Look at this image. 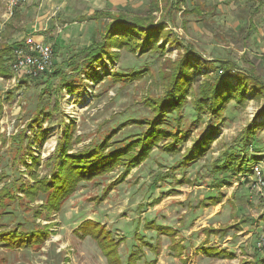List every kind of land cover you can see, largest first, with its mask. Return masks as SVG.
Masks as SVG:
<instances>
[{
    "label": "rangeland",
    "instance_id": "rangeland-1",
    "mask_svg": "<svg viewBox=\"0 0 264 264\" xmlns=\"http://www.w3.org/2000/svg\"><path fill=\"white\" fill-rule=\"evenodd\" d=\"M151 2L153 1L20 0L12 3V0H0V33L5 29L7 21L13 19L16 31L11 35L10 42L23 43L28 38L50 45L53 63L47 71L59 69L63 75L72 76L75 72L68 65L69 58L73 52L77 53L89 45L95 28L92 21L78 22L77 17L96 10L113 13L124 11L144 16L148 13ZM160 6H163V2H160ZM194 6L198 12H191ZM168 10L169 15L163 10L154 12L153 16L156 21L165 16L164 22L168 29L183 46L193 47L196 57L201 61L230 60L243 69L252 68L264 80V0H185L180 4L179 10L174 7ZM14 12L19 14V20L13 18ZM23 36L25 39L21 40ZM178 53L179 50L170 44L166 45L165 54L160 59L147 55L136 57L121 51L113 64L106 62L105 65H96L99 75L106 74L97 83L81 75L80 87L73 95H68L66 89L59 96L49 91L48 87L52 90L56 88L58 78L51 79L48 83H45L46 79L32 82L24 78L27 83L7 99L6 92L13 89L19 76H23H15V82L0 78V143L5 141V144L0 145V171L10 173L7 159L11 157L15 146L10 135L26 129L29 118L36 109L43 106L50 110L54 102L59 104L58 111L52 113V118L43 124V127L49 128L48 140L39 152L35 151L43 160L52 154L58 137L71 121H74L73 137L79 138V142L72 145L73 152L118 125L123 126L119 127V139L137 133V125H126L125 122L148 116L143 98L147 92L154 90L149 86L152 79L129 82L127 78H123L113 82L110 74L120 72L127 77L133 71L147 68L149 73L155 75L163 58L175 59ZM214 67L218 69L217 65ZM206 71L202 68L203 73ZM195 87L196 85L190 89L181 110L180 128L189 131L191 137L186 142V147H189L204 127L203 122L196 123L198 115L192 106L197 96ZM44 89L47 90L42 100H39ZM246 97L248 100L242 105H237L233 100L227 102L222 122H218V131L202 160L185 171L170 172L167 168L178 157L154 149L151 156L133 169L124 182L112 185L106 196L102 192L103 188L116 178V171L104 178L81 183L50 221H37L42 225H49L53 233L44 245L36 251L17 249L9 252L0 248V264H108L93 240L89 237L80 238L76 234L78 225L86 219L103 225L113 233L115 239L124 238V242L118 247L121 262L125 261L132 245L137 244L134 235L138 227V234L144 235L152 244L156 243L158 248L157 255L144 248V258L139 263L155 257V264L249 263L254 254L259 253L254 249L256 241L260 235H264V116L259 115V108L264 100L252 98L249 93ZM248 126L256 133L258 149L248 148L245 155L249 159H259V164L256 165L263 183L257 186L256 177L248 172L241 177L239 184L233 183L232 186L221 189L225 198L220 204L199 207L198 202L210 191L206 185L208 180L201 178L208 177L205 164L211 163L220 150L233 145ZM26 133H30L28 129ZM19 169L24 170L23 167ZM40 174H44V171ZM166 174L168 176L163 181L155 179ZM183 179L184 182L177 184V181ZM159 197H162L161 201L154 204ZM195 205L196 210H191L190 206ZM241 218L250 220L246 224H239V231L231 230L223 238L217 235L205 238V233L202 232L208 227L216 229L235 225ZM148 220L172 229L170 231L175 233L172 241L179 240L186 247L181 256L171 252V239L164 234L166 232L157 235L155 230L142 229L143 222ZM200 247H214L225 253L234 252L235 258H210L199 252Z\"/></svg>",
    "mask_w": 264,
    "mask_h": 264
},
{
    "label": "trees",
    "instance_id": "trees-1",
    "mask_svg": "<svg viewBox=\"0 0 264 264\" xmlns=\"http://www.w3.org/2000/svg\"><path fill=\"white\" fill-rule=\"evenodd\" d=\"M152 1L148 13L144 16L131 15L124 11L113 13L96 10L77 17L78 22L92 21L95 28L89 45L77 53L73 52L69 58L68 65L75 73L66 76L61 70L55 69L51 72L45 71L36 77L22 74L23 77H18L13 89L6 92L8 99L27 83L24 78L32 82L46 79L45 83L58 78L56 88L52 90L48 87L49 91L59 96L66 89L68 95H73L80 87L81 75L97 83L106 74L99 75L96 65H105L106 62L113 64L121 51L136 57L156 56L157 59L163 57L168 44L179 50L175 59L163 58L159 62L155 75L149 73L147 68L133 71L127 74V77L120 72L110 74L113 82L123 78H127L129 82L152 79L149 86L154 90L147 92L143 98V105L149 112L148 116L125 122L126 125H137V133L119 139L117 138L121 130L119 127L123 126L118 125L73 152L72 145L74 142H79V138L73 137L74 121H71L58 137L52 154L43 160L41 155L35 154V151L39 152L48 140L49 128L43 127V124L52 118V113L58 111L59 104L54 102L50 110L40 106L29 118L26 129L10 135L15 145L11 157L7 159L10 173L0 171V248L9 252L17 249L39 250L53 234L49 225H42L40 222L50 221L51 217L58 214L63 204L77 191L81 183L104 178L116 171L118 173L116 178L103 188L102 192L106 196L112 185L124 182L133 169L151 156L154 149L178 157L167 170L185 171L202 160L209 150L218 131L217 124L222 122L227 102L233 100L237 105H242L248 100L246 97L248 93L252 98L264 100V80L252 68L243 69L230 60L201 61L196 57L193 47L183 46L168 29L167 23L164 22L165 16L156 21L154 12L165 10L169 15L168 8L174 7L179 10L180 4L185 0ZM160 2H163L162 7ZM194 11L198 12L196 6L191 9V12ZM13 18L19 20V14L14 12ZM14 27V21L10 19L0 33V78L4 81H10L12 78L14 51L23 45L20 42H10L11 35L16 31ZM214 65H217V70ZM202 68L207 71L203 73ZM194 85L197 96L192 106L198 115L196 123L203 122L204 127L191 141L189 147H186V142L191 137L189 131L180 128L181 110L186 96ZM45 90L47 89L41 91L39 100H42ZM259 111V115L264 116V102ZM59 124L64 123L59 122ZM27 129L29 134L26 133ZM1 144H5V141ZM248 148L258 149L256 133L249 126L233 145L228 149L220 150L211 163L205 164L208 177L201 178L208 180L206 185L210 191L202 201L198 202L199 207L220 204L225 198L222 188L230 187L233 183L239 184L241 177L246 176L248 172L252 174V167L259 164L257 163L259 159L247 158L245 153ZM1 164L0 158V166ZM19 167H23L24 170L20 171ZM41 171H44V174H40ZM167 176L168 174L155 179L163 181ZM184 181L185 179L177 181V184L180 185ZM176 192L171 191V193ZM161 199L162 197L157 198L154 204L159 203ZM37 201L40 203L37 204ZM190 208L196 210V205ZM38 220L40 222H37ZM247 220L250 219L241 218L235 225L216 229L208 227L202 232L205 233V238L212 235L223 238L231 230L239 231V224H246ZM153 222L144 221L142 229L155 230L157 235L166 232L164 234L171 239V252L173 255L181 256L186 247H183L179 240L172 241L175 238V233L170 231L172 229ZM137 229L138 227L134 235L137 244L132 245L124 262L120 261L118 253V247L124 242V238L115 239L113 233L103 225L86 219L78 225L76 234L80 238L89 237L93 240L101 249L108 264H138L144 258V248L154 255L158 254V248L156 243L152 244L144 235H139ZM255 250L259 252L258 255L254 254L249 263L241 264H264V249ZM199 252L210 258H235L234 252L225 253L214 247H200ZM155 260L156 257L139 264H155Z\"/></svg>",
    "mask_w": 264,
    "mask_h": 264
},
{
    "label": "built area",
    "instance_id": "built-area-1",
    "mask_svg": "<svg viewBox=\"0 0 264 264\" xmlns=\"http://www.w3.org/2000/svg\"><path fill=\"white\" fill-rule=\"evenodd\" d=\"M20 0H12L17 3ZM53 63V52L50 45L27 40L22 47L14 51V63L12 65V78L10 82H15L20 74L27 76H37L47 71ZM252 174L256 177V185L262 184L260 171L257 165L252 167ZM255 249H264V235H260L254 245Z\"/></svg>",
    "mask_w": 264,
    "mask_h": 264
},
{
    "label": "crops",
    "instance_id": "crops-1",
    "mask_svg": "<svg viewBox=\"0 0 264 264\" xmlns=\"http://www.w3.org/2000/svg\"><path fill=\"white\" fill-rule=\"evenodd\" d=\"M13 35H14V34H13ZM13 35H12V36H13ZM12 36L10 37V39L12 38ZM20 39H21V40H24V39H25V37L23 36V37H22V38H20ZM25 40L27 41V40H29V39L27 38V39H25ZM24 43H25V41H24L22 44H24Z\"/></svg>",
    "mask_w": 264,
    "mask_h": 264
}]
</instances>
